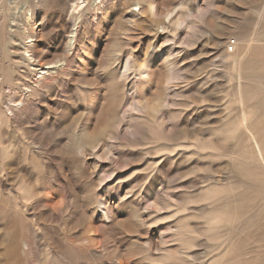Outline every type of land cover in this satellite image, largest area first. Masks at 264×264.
Instances as JSON below:
<instances>
[{
    "label": "rangeland",
    "instance_id": "374dc122",
    "mask_svg": "<svg viewBox=\"0 0 264 264\" xmlns=\"http://www.w3.org/2000/svg\"><path fill=\"white\" fill-rule=\"evenodd\" d=\"M0 264H264V0H0Z\"/></svg>",
    "mask_w": 264,
    "mask_h": 264
},
{
    "label": "bare ground",
    "instance_id": "6f19581e",
    "mask_svg": "<svg viewBox=\"0 0 264 264\" xmlns=\"http://www.w3.org/2000/svg\"><path fill=\"white\" fill-rule=\"evenodd\" d=\"M234 43H235V42H234ZM234 43H233V44H229V45H231L232 49H233V48H234V46H235V44H234ZM256 146H257V150H258V151H260V148H259V146H258V145H256ZM258 153H259V152H258Z\"/></svg>",
    "mask_w": 264,
    "mask_h": 264
},
{
    "label": "built area",
    "instance_id": "2783aa9c",
    "mask_svg": "<svg viewBox=\"0 0 264 264\" xmlns=\"http://www.w3.org/2000/svg\"><path fill=\"white\" fill-rule=\"evenodd\" d=\"M229 46H231V45H229Z\"/></svg>",
    "mask_w": 264,
    "mask_h": 264
}]
</instances>
